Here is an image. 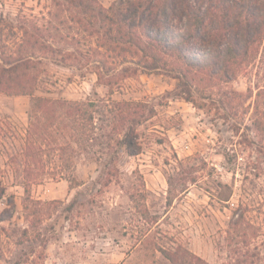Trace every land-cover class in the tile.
<instances>
[{
  "label": "rangeland",
  "instance_id": "1",
  "mask_svg": "<svg viewBox=\"0 0 264 264\" xmlns=\"http://www.w3.org/2000/svg\"><path fill=\"white\" fill-rule=\"evenodd\" d=\"M79 1L0 0L6 53L19 26L37 27L52 49L35 56L31 94L0 92V264H170L158 247L179 244L210 264H230L235 251L263 259L264 128L252 111L260 89L264 118V35L254 60L211 86L203 74L140 71L96 15L125 0H83L94 5L87 13ZM38 95L97 103L96 140L72 162L54 142L26 146ZM112 100L153 111L137 125L138 154L115 142ZM60 126L50 129L57 142L68 134Z\"/></svg>",
  "mask_w": 264,
  "mask_h": 264
},
{
  "label": "trees",
  "instance_id": "2",
  "mask_svg": "<svg viewBox=\"0 0 264 264\" xmlns=\"http://www.w3.org/2000/svg\"><path fill=\"white\" fill-rule=\"evenodd\" d=\"M78 4H82L84 13L94 11L91 2L80 0ZM101 10H97L96 15L103 22L108 21L106 34H111L113 29L116 31L114 39L120 53L124 57L127 54L133 56L131 58L135 59L140 71L165 70L173 72L178 79L191 73L203 74L211 80V86L220 80H227L244 64L254 60L264 35V0H125L122 8ZM2 26L4 24H0V36ZM34 28L35 31L29 33L22 26L18 27L22 38L11 53L5 52L4 40L0 39L1 93L31 94L36 81L33 74L37 66L35 56L40 52H52L34 37L39 30ZM186 85L183 82L181 87H184L183 92L189 93ZM259 95L260 89L256 92L252 123L257 128H264V122L259 123L263 117H258L256 101ZM142 103L112 100L109 108L114 121L111 129H123L121 137L115 142L128 155L140 152L137 125L152 116V109L145 116L136 111L134 106ZM96 104L91 99L33 96L26 146L31 149L43 140L47 144L54 142L61 162H72L71 153L76 154L78 148L88 149L96 140ZM59 123L60 130L68 132L62 142H57L56 137L50 134V129ZM67 180L71 187L79 185L72 175ZM171 201L172 197H167V204ZM237 223L238 220L234 221L235 225ZM242 242L248 245L246 239ZM158 250L170 264H210L180 244L171 250L162 247ZM258 254L235 251L234 261L230 264H264V258Z\"/></svg>",
  "mask_w": 264,
  "mask_h": 264
}]
</instances>
